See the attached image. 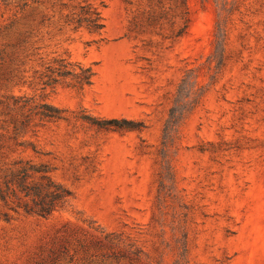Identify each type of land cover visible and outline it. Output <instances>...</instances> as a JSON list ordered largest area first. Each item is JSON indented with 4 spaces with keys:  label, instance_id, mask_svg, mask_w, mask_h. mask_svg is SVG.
Listing matches in <instances>:
<instances>
[{
    "label": "rangeland",
    "instance_id": "obj_1",
    "mask_svg": "<svg viewBox=\"0 0 264 264\" xmlns=\"http://www.w3.org/2000/svg\"><path fill=\"white\" fill-rule=\"evenodd\" d=\"M81 2L0 0V264H264V0Z\"/></svg>",
    "mask_w": 264,
    "mask_h": 264
},
{
    "label": "trees",
    "instance_id": "obj_2",
    "mask_svg": "<svg viewBox=\"0 0 264 264\" xmlns=\"http://www.w3.org/2000/svg\"><path fill=\"white\" fill-rule=\"evenodd\" d=\"M99 1L100 5L102 0H82L78 4L77 11L72 13L70 16H66V23L71 25L75 30L84 28L91 33L101 32L104 28V23L101 15L99 6L95 2ZM83 74V79L81 82L89 84L90 77L92 73L89 68L81 69ZM69 75L71 73H63ZM77 78L78 75L74 74ZM43 111L42 116L48 118H56L55 113L57 111L48 105H42ZM115 121H101L96 122L95 124L99 128H114L119 129L123 128L119 125H112ZM27 169H20L15 174L12 175V181H14L15 187L24 193L26 197H29L32 201L33 207L28 209L29 212L36 213L40 216H46L56 209L61 203H64L68 196L70 195L69 191L62 185L55 183L49 176L42 175L41 179L45 183H32L28 181L31 178L27 173ZM36 172H46V171H36ZM0 199L3 200V195L0 191Z\"/></svg>",
    "mask_w": 264,
    "mask_h": 264
}]
</instances>
